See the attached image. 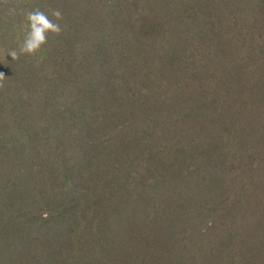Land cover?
<instances>
[{
    "label": "trees",
    "instance_id": "obj_1",
    "mask_svg": "<svg viewBox=\"0 0 264 264\" xmlns=\"http://www.w3.org/2000/svg\"><path fill=\"white\" fill-rule=\"evenodd\" d=\"M0 72V264H264V0H0Z\"/></svg>",
    "mask_w": 264,
    "mask_h": 264
},
{
    "label": "clouds",
    "instance_id": "obj_2",
    "mask_svg": "<svg viewBox=\"0 0 264 264\" xmlns=\"http://www.w3.org/2000/svg\"><path fill=\"white\" fill-rule=\"evenodd\" d=\"M27 32L20 42L19 51L12 50L8 54L13 60L18 59L22 54L34 55L48 42L49 35H60L61 25L58 23L63 19V13L56 9L51 17L39 8L30 10L26 13ZM4 73L0 72V82L4 79ZM3 84L0 83V88Z\"/></svg>",
    "mask_w": 264,
    "mask_h": 264
}]
</instances>
